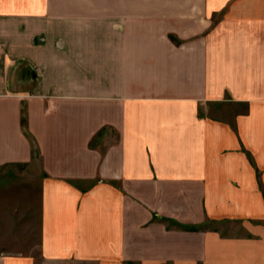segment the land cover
<instances>
[{"label": "crops", "instance_id": "1", "mask_svg": "<svg viewBox=\"0 0 264 264\" xmlns=\"http://www.w3.org/2000/svg\"><path fill=\"white\" fill-rule=\"evenodd\" d=\"M36 255L264 264V0H0V264Z\"/></svg>", "mask_w": 264, "mask_h": 264}, {"label": "trees", "instance_id": "2", "mask_svg": "<svg viewBox=\"0 0 264 264\" xmlns=\"http://www.w3.org/2000/svg\"><path fill=\"white\" fill-rule=\"evenodd\" d=\"M23 116H22V125H23V127H24V129H25V131H26V133L28 134V136H30V138H32V136H31V134L28 132V130H27V114H26V110H25V107L23 108ZM32 143H33V145H34V153L36 152H38L37 151V149L35 148V142H34V138H32ZM93 144H94V140L90 143V145L91 146H93Z\"/></svg>", "mask_w": 264, "mask_h": 264}, {"label": "rangeland", "instance_id": "3", "mask_svg": "<svg viewBox=\"0 0 264 264\" xmlns=\"http://www.w3.org/2000/svg\"><path fill=\"white\" fill-rule=\"evenodd\" d=\"M104 129V128H103ZM95 139H97V137L96 138H94V140ZM93 141V139L91 140V142ZM90 142V143H91ZM97 145H99V144H97ZM37 151H38V149H37ZM38 153V155H39V152H37ZM37 249V246H34V250H36ZM36 259H37V264H43L44 262L41 260V257L39 256V255H36V256H34Z\"/></svg>", "mask_w": 264, "mask_h": 264}]
</instances>
